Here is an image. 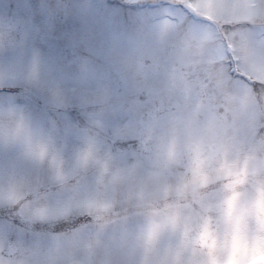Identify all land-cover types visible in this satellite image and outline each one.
Wrapping results in <instances>:
<instances>
[{"label": "clouds", "instance_id": "obj_1", "mask_svg": "<svg viewBox=\"0 0 264 264\" xmlns=\"http://www.w3.org/2000/svg\"><path fill=\"white\" fill-rule=\"evenodd\" d=\"M0 264H264V0H0Z\"/></svg>", "mask_w": 264, "mask_h": 264}]
</instances>
